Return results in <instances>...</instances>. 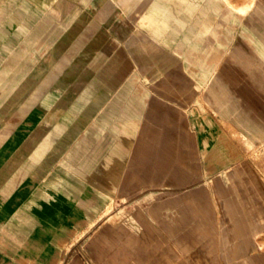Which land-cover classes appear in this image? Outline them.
I'll return each mask as SVG.
<instances>
[{
    "label": "crops",
    "instance_id": "obj_1",
    "mask_svg": "<svg viewBox=\"0 0 264 264\" xmlns=\"http://www.w3.org/2000/svg\"><path fill=\"white\" fill-rule=\"evenodd\" d=\"M28 1L0 8L7 18L5 37H14L10 46L37 40L57 22L52 51L65 43L81 52L44 98L29 108L17 100L5 106L15 119L0 124V257L31 255L47 264H264L257 214L242 203L232 218L250 225L248 230L241 227L233 237L216 231L215 203L198 189H183L181 147L175 146L174 159L162 154L166 125L150 120V100L134 107L141 89L123 85L138 66L181 64L177 53L203 46L198 0H57L48 9L42 7L48 1ZM115 48L113 76L102 69ZM38 78L32 88L44 87ZM59 88L80 97L79 118L50 119L57 105L53 91ZM141 127L144 148L136 157L135 129ZM150 127L156 131L147 136ZM102 160L108 163L102 177L88 176V164ZM140 175L146 196L133 202V214L109 225L112 221L103 220L106 198L140 186L134 182ZM168 177H174L173 189L162 187ZM253 208L258 211L257 204ZM71 223L78 230L64 233Z\"/></svg>",
    "mask_w": 264,
    "mask_h": 264
},
{
    "label": "rangeland",
    "instance_id": "obj_2",
    "mask_svg": "<svg viewBox=\"0 0 264 264\" xmlns=\"http://www.w3.org/2000/svg\"><path fill=\"white\" fill-rule=\"evenodd\" d=\"M42 1L49 2L42 5L48 9L56 5L57 0ZM14 2L3 0L0 8H12ZM27 3L30 7V2ZM38 5L41 7V3ZM263 6L264 0H198V35L203 46L177 53L182 57L181 64L138 66L123 83L141 89L135 98V108L151 101L147 104L150 120H161L166 125L162 129L167 141L161 145L165 147L162 154L174 159L175 146L181 147L183 189H198L199 196H208L215 203V230L229 232L232 237L241 227L246 226L247 230L250 227L233 222L235 207L242 203L247 204L253 216L257 214L256 230L264 233ZM5 19L0 14V124L15 119L12 112H4L9 103L17 100L29 108L51 92L41 86L32 88L31 81L55 64L53 37L59 30L57 22L52 23L47 31L39 33L37 40L28 37L22 40V46L14 47L10 46L14 43L13 34L6 37L4 34ZM204 41H209L208 47ZM113 50L115 55L107 59L102 71L114 76L119 55L116 54L118 49ZM86 51L83 50V54ZM171 52L174 55V51ZM144 91L150 92V96H144ZM53 93L57 105L50 119L79 118L76 110L79 96L64 94L60 88ZM135 131L133 147L135 156L139 157L143 154L144 129ZM145 131L147 136L154 135L156 129L150 127ZM168 178L162 187L173 189L174 177ZM141 180V175L135 177V184L140 183V186L123 187L108 195L103 220L112 221L109 225L133 214V202L146 196ZM255 204L258 211L253 208ZM78 228L71 223L65 224L62 230L73 233ZM235 243L232 238L230 246L234 247ZM0 264L47 262L44 258L26 255L0 257Z\"/></svg>",
    "mask_w": 264,
    "mask_h": 264
},
{
    "label": "bare ground",
    "instance_id": "obj_3",
    "mask_svg": "<svg viewBox=\"0 0 264 264\" xmlns=\"http://www.w3.org/2000/svg\"><path fill=\"white\" fill-rule=\"evenodd\" d=\"M260 4H262V3H260ZM133 36H135V35H133ZM93 39H94V36H93V33H91V36L88 37V40L91 43V41ZM80 52H81V48L73 47L70 49L68 46H65V43L59 44L57 47H55L54 48V55L56 58V62L52 67L46 68L43 73H39V77L41 79L40 83H42L44 85V87H46V89H47V88H50L51 86H53L57 81L61 80L63 72L68 67V63L72 62L73 58L77 57L80 54ZM207 64H208V62H207ZM20 109L21 108L19 107L16 111L17 116L19 115ZM95 112H97V111H95ZM107 166H108V163L104 160L98 162L96 165L94 164V166H91V164L89 163L88 168L91 167L92 170L89 171L88 176L94 174L95 177L101 178L102 174H103V170ZM85 183L87 185L92 184L91 180L90 179L88 180V178L85 179Z\"/></svg>",
    "mask_w": 264,
    "mask_h": 264
}]
</instances>
